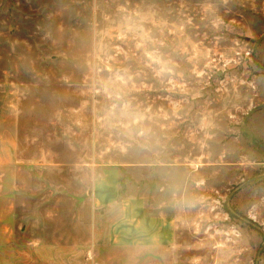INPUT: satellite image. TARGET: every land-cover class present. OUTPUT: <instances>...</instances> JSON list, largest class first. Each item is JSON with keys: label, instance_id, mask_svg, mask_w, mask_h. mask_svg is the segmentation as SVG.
I'll use <instances>...</instances> for the list:
<instances>
[{"label": "rangeland", "instance_id": "rangeland-1", "mask_svg": "<svg viewBox=\"0 0 264 264\" xmlns=\"http://www.w3.org/2000/svg\"><path fill=\"white\" fill-rule=\"evenodd\" d=\"M132 196L170 237L116 236ZM256 263L264 0H0V264Z\"/></svg>", "mask_w": 264, "mask_h": 264}, {"label": "crops", "instance_id": "crops-1", "mask_svg": "<svg viewBox=\"0 0 264 264\" xmlns=\"http://www.w3.org/2000/svg\"><path fill=\"white\" fill-rule=\"evenodd\" d=\"M94 193V198L99 205H110L117 202L118 189L115 177L111 175L99 179ZM132 197L125 200L120 207L122 215L119 222H114L118 230L116 236L140 243H155L170 237L174 224L164 215L146 213V203L141 198Z\"/></svg>", "mask_w": 264, "mask_h": 264}, {"label": "trees", "instance_id": "trees-1", "mask_svg": "<svg viewBox=\"0 0 264 264\" xmlns=\"http://www.w3.org/2000/svg\"><path fill=\"white\" fill-rule=\"evenodd\" d=\"M231 215H233V214L231 213ZM257 263H258V262H257ZM257 263H256V264H257Z\"/></svg>", "mask_w": 264, "mask_h": 264}]
</instances>
